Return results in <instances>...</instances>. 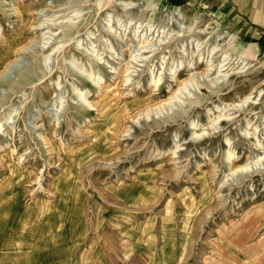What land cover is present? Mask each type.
Masks as SVG:
<instances>
[{
    "label": "rangeland",
    "instance_id": "obj_1",
    "mask_svg": "<svg viewBox=\"0 0 264 264\" xmlns=\"http://www.w3.org/2000/svg\"><path fill=\"white\" fill-rule=\"evenodd\" d=\"M203 5L0 0V264H264V0Z\"/></svg>",
    "mask_w": 264,
    "mask_h": 264
},
{
    "label": "crops",
    "instance_id": "obj_2",
    "mask_svg": "<svg viewBox=\"0 0 264 264\" xmlns=\"http://www.w3.org/2000/svg\"><path fill=\"white\" fill-rule=\"evenodd\" d=\"M194 1L199 2V0H194ZM200 3H201V5L205 4V7H207V6L209 7L211 4V0H200Z\"/></svg>",
    "mask_w": 264,
    "mask_h": 264
},
{
    "label": "bare ground",
    "instance_id": "obj_3",
    "mask_svg": "<svg viewBox=\"0 0 264 264\" xmlns=\"http://www.w3.org/2000/svg\"><path fill=\"white\" fill-rule=\"evenodd\" d=\"M140 46H141V45H140ZM132 57H133V56H132ZM184 82H185V81H184ZM166 101H167V100H166ZM167 102H168V101H167ZM167 102H166V103H167ZM173 104H174V103H173ZM235 170H236V169H235ZM65 186H66V184L64 183V184L62 185V187L65 188ZM66 187H67V186H66Z\"/></svg>",
    "mask_w": 264,
    "mask_h": 264
}]
</instances>
